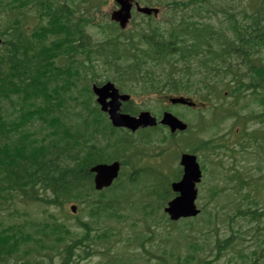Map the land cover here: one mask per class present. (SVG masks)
Returning <instances> with one entry per match:
<instances>
[{"label": "trees", "instance_id": "obj_1", "mask_svg": "<svg viewBox=\"0 0 264 264\" xmlns=\"http://www.w3.org/2000/svg\"><path fill=\"white\" fill-rule=\"evenodd\" d=\"M81 3H87L89 13L100 8L102 0H0V32L12 35L9 48L0 50V214L17 212V200L58 207L75 201L91 210L106 206L109 217L123 219L110 197L93 194L89 167L118 159L137 142L126 135L116 137L117 130L94 104L90 83L97 79L112 80L134 96L166 90L192 96L206 91L220 98L226 88L236 94L246 87L252 95L264 90V0H170L173 14H167L165 22L147 17L141 27L129 31L109 22L98 24L99 41L86 33L91 22L76 17ZM208 16L223 17L215 21L217 31L204 21ZM125 110L138 112L133 105ZM246 215L259 220L264 210ZM52 217L34 231L26 228L27 221L0 222V264L12 258L30 264L35 253V264H46L45 257L55 264L54 254L39 252L60 244L65 256L58 264H73L75 250L91 236L113 240L121 233L117 221L105 228L85 222L83 239L68 244L71 229ZM190 224L186 227L194 230ZM231 241L224 239L217 246L216 260ZM257 244L264 248V239ZM186 249L189 253L182 256L176 246L165 244L163 259L157 256L155 264L214 261L205 254L200 258L202 244L193 242ZM253 254L254 264H264ZM148 263L138 258L136 264Z\"/></svg>", "mask_w": 264, "mask_h": 264}, {"label": "rangeland", "instance_id": "obj_2", "mask_svg": "<svg viewBox=\"0 0 264 264\" xmlns=\"http://www.w3.org/2000/svg\"><path fill=\"white\" fill-rule=\"evenodd\" d=\"M146 1V0H144ZM152 2L156 5H159V3H163V5H161L162 8V14L159 17L158 20H161V22H165L166 21V16L168 14L169 8L166 6L165 1H160L158 2V0H152ZM221 3V2H220ZM216 5L219 6V2H216ZM116 5L114 3L113 0H105L102 4L101 7L99 9H95L94 11H91L92 16L94 17L95 21L98 23H104L107 20V14L110 15V13L112 12L113 9H115ZM135 23L133 24L132 27H134L135 25H140L141 19L139 17H135ZM87 32L90 34V36H92V38L94 40L96 39H100L101 34L97 32L96 28H92L90 26V28L87 30ZM264 95V94H263ZM226 97H228V101L227 103L231 101H234L233 98L230 97V94L227 92L226 93ZM241 98L239 99V104L241 105V111H242V115L245 114H249V113H255V114H260V113H264V106L260 105L256 102L253 101V96L251 95V91L246 92L245 96H240ZM157 97H153V98H149V97H134V102L138 105H143L146 104L147 106L153 108V110L155 112H157L158 107H156L155 104V99ZM150 99H153L150 100ZM246 104V108H242L244 105ZM177 112L180 111H186L187 109H185L184 107H175L174 108ZM152 111V110H150ZM206 113H204L205 115ZM203 115V116H204ZM235 122L234 120H231V123ZM242 127V126H241ZM249 131H254V130H262L264 131V124L262 123H258V122H251L248 126ZM212 135V133H203L202 137L203 139L205 138H209ZM254 149L256 150V146L254 145ZM250 153H253V150L250 151ZM176 158V154L173 153V156H170L171 159V163H173L174 159ZM148 161L152 162L153 164H155V166H159L161 163V158H150L148 159ZM177 161V158H176ZM201 161L205 164L206 166V173H205V178H204V183L202 185L201 188V192H202V204L206 210V213L204 214L203 218L206 216L207 213H214V212H218L220 219L216 222L217 223V229H219V235L223 236L225 229L229 226L228 225V221L229 220H239L240 222H244L243 219H241V214L238 213V211H242L249 208L252 209H256L255 207H258L260 209L264 208V159L263 160H252L251 163L248 164V168L250 171V178H251V182L255 183L253 181V177L254 179H260V183H259V189L255 190V191H251L252 194H250V196L248 198H254L255 202H257V205H250L251 203H247V201L245 200V198H243L244 196L247 195V189H245L242 194L243 195H230L232 194L231 191H227L226 193H223L219 198L216 199V201H210V196H209V187L216 184V178L217 176H215V172L213 171V167L211 165L210 162H208V159H204L202 158ZM244 165H246V163L243 162ZM257 168H263V171L260 172ZM166 170H170V173H164L165 175V182L169 183L170 181L173 182V177L176 176L179 172V169L177 167H171V168H167ZM224 180V179H223ZM220 187H225L224 182L220 184ZM228 190V189H227ZM138 194V193H136ZM242 201V202H236L235 206H231L230 204L234 201ZM43 209V208H42ZM37 209V210H24L22 209V215L23 217H26L27 215H32L36 212L42 214L43 215H47L45 214V210ZM69 209V206H68ZM50 213L56 214V215H60V210L58 209H54V210H50ZM70 212V211H69ZM79 210H78V213ZM76 214V215H77ZM86 211L84 212V218H86ZM7 213H4V217H6ZM68 220H70V223L72 225L76 224V219L72 218V217H66ZM0 221H3V217H0ZM8 221V220H6ZM263 224H264V220H263ZM221 238V237H220ZM234 253H227L226 255H224L219 261H217L215 264H226L233 256ZM99 262V257L97 255H94L91 258H85L82 260H80V262L78 264H97Z\"/></svg>", "mask_w": 264, "mask_h": 264}, {"label": "water", "instance_id": "obj_3", "mask_svg": "<svg viewBox=\"0 0 264 264\" xmlns=\"http://www.w3.org/2000/svg\"><path fill=\"white\" fill-rule=\"evenodd\" d=\"M120 5V10L115 11L112 14V20L118 22L122 28H126L131 17V10L133 7V0H116ZM142 13H146L151 15L152 13L157 14L158 9H150V8H140L138 9ZM1 43V40H0ZM95 93L99 96L98 102L101 103L102 109L104 111L109 112L110 117L113 121L115 126H125L132 130H136L139 127H147V126H156L157 121L155 118L151 116L150 113L145 112L141 113L138 118L131 117L130 115L120 114V107L121 102L128 101L129 96H120L119 91L115 88L112 83H108L101 88H97L94 86ZM111 99L110 102H107V99ZM174 103H185L183 99H175L173 100ZM110 108V109H109ZM161 124L168 125L172 131L176 129H184L185 126L179 121L176 117L172 114L165 113L163 120L160 122ZM188 158V157H186ZM184 158V161L186 160ZM191 162H187V178L185 181H182L179 184L174 185L175 191L181 193V196L171 202L170 208L166 209L169 212L173 219H178L180 217H188V216H195L197 215L198 211L194 205V197L195 192L193 190V182L198 180L199 171L198 167L194 164V159L191 158ZM119 165L117 163L107 166V165H100L96 168L92 169L93 172H96V181L97 186L99 188L103 187L104 185H110L114 178L117 177Z\"/></svg>", "mask_w": 264, "mask_h": 264}]
</instances>
